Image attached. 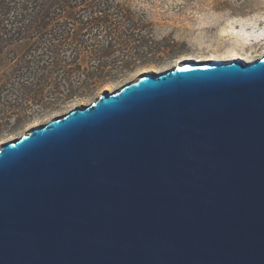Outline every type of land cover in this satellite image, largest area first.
Returning a JSON list of instances; mask_svg holds the SVG:
<instances>
[{"label": "water", "instance_id": "water-1", "mask_svg": "<svg viewBox=\"0 0 264 264\" xmlns=\"http://www.w3.org/2000/svg\"><path fill=\"white\" fill-rule=\"evenodd\" d=\"M0 264H264V56L146 72L1 143Z\"/></svg>", "mask_w": 264, "mask_h": 264}, {"label": "rangeland", "instance_id": "rangeland-1", "mask_svg": "<svg viewBox=\"0 0 264 264\" xmlns=\"http://www.w3.org/2000/svg\"><path fill=\"white\" fill-rule=\"evenodd\" d=\"M0 2L4 6L0 9V26L7 29L25 26L31 18L29 9L36 7V0ZM63 2L66 10L72 11L60 16L55 10L51 14L54 26H91L85 23L102 15L100 8H110L111 26L135 28L131 31L133 36L127 38L132 53L120 52L118 47L117 51L82 54L77 60L68 51V64L53 68L49 57L43 58L51 65L46 61L33 62L34 56L29 55L33 39L13 41L0 55V144L77 106L90 104L106 90L115 92L146 72L159 73L193 60L239 58L249 62L264 56V0ZM122 15L130 20H123ZM83 39L97 45L121 41L104 35H86L80 40ZM98 59L105 67L94 72ZM78 64L81 69H77ZM91 88L94 91L89 92Z\"/></svg>", "mask_w": 264, "mask_h": 264}, {"label": "trees", "instance_id": "trees-1", "mask_svg": "<svg viewBox=\"0 0 264 264\" xmlns=\"http://www.w3.org/2000/svg\"><path fill=\"white\" fill-rule=\"evenodd\" d=\"M63 1L67 2V0H47L45 2L36 0L34 5L36 7L29 9L28 15H30L31 18L29 20V16L27 17V21H29L25 24V26H14V29H7L5 26H0V55L9 46V44L13 43V41H20L26 38L30 40L33 39V44L31 43L32 47L30 48L31 50H29V55L34 56L33 62L48 63L50 61L45 60L43 57H49L52 58L51 61L53 62V68H64L65 64H68L65 54L68 51L73 52L74 57H76L77 60L80 59L82 54H98L102 50L107 52L114 50L117 51L118 47H120V52H131V48L127 43V38L128 36H133L131 31L135 28L134 26H111L112 15L110 14V8H100L98 11L99 13H102V15L94 16L91 20L85 23L91 26H54L55 18L51 17V14H53L55 10H59L60 16L63 15L64 11H72L66 10L68 7L66 8V6H64ZM3 7V4L0 2V9ZM122 19L130 20L127 15H122ZM123 20H120V22L123 23ZM129 23L130 22L127 24ZM86 35H104L121 41L117 44L109 42L107 45H97L84 39L80 40ZM68 39H71V41L80 40V42L79 44H76L77 42L71 43ZM93 60L97 61L95 58ZM51 63L48 64L51 65ZM76 63H78V61ZM42 66L44 68L46 65ZM104 67L105 63L99 61L98 64L93 67V71H98ZM81 68L82 66L78 64L77 69ZM66 71L69 73L70 70ZM92 91H94V88L89 89V92Z\"/></svg>", "mask_w": 264, "mask_h": 264}]
</instances>
